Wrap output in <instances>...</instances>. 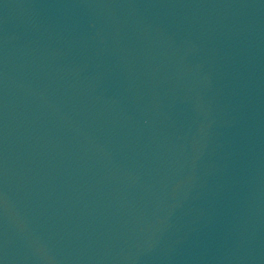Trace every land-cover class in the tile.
Here are the masks:
<instances>
[{
  "label": "water",
  "instance_id": "1",
  "mask_svg": "<svg viewBox=\"0 0 264 264\" xmlns=\"http://www.w3.org/2000/svg\"><path fill=\"white\" fill-rule=\"evenodd\" d=\"M0 264H264V0H0Z\"/></svg>",
  "mask_w": 264,
  "mask_h": 264
}]
</instances>
